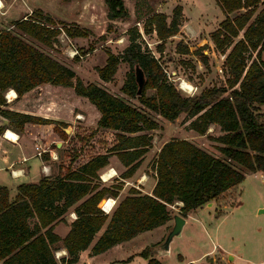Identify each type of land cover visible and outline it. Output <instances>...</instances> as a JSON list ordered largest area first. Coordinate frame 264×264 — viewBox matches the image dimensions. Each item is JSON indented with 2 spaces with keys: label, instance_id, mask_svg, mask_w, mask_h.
I'll return each mask as SVG.
<instances>
[{
  "label": "trees",
  "instance_id": "obj_1",
  "mask_svg": "<svg viewBox=\"0 0 264 264\" xmlns=\"http://www.w3.org/2000/svg\"><path fill=\"white\" fill-rule=\"evenodd\" d=\"M104 2L109 19L126 14L122 0ZM214 2L223 15L209 32L213 49L223 55L224 80L220 84L204 87L197 94H182L158 57L142 46L136 26L127 29L128 42L120 52L106 50L104 63L95 67L98 78L112 80L118 63L126 62L128 70L119 89L128 98L137 99L139 105L99 83L83 81L74 69L8 26L48 46L59 30L70 37L85 36L87 30L64 23L58 27L40 9L0 28V115L7 121L6 127L18 131L28 122L54 123L66 140L56 174L17 184L12 197L7 187L0 185V264L74 263L79 251L87 248L100 230L90 246L92 254L164 224L171 218L169 206L174 201L181 203L179 210L185 215L213 200L243 179V172L234 163L252 172H264V111L260 109L264 105V0ZM172 11L168 21L164 13L153 12L142 24L144 33H155L159 53L165 39L178 31L181 6L175 5ZM176 51L188 53L189 48L177 43ZM193 53H198L200 62L207 66L202 46ZM136 65L144 75L138 95L133 73ZM42 83L70 87L75 95L85 98L98 114L92 120L95 125H75L67 136L62 129L64 122L8 108L5 93L9 88L18 97ZM147 90L151 92L147 94ZM149 111L168 121L184 113L190 119L189 128L198 134H203L209 124H217L222 133L213 139L219 142L220 155L187 138L167 139L150 164L154 176L150 192L129 187L111 211L104 212L98 204L106 210L103 203L113 200L103 197L117 196L122 182L107 185L99 175L107 170L111 156L124 167L118 174L120 179L133 175L151 143L146 131L159 127ZM2 135L11 141L17 139L9 128ZM70 209L74 216H69L68 230L59 236L53 226L65 221ZM58 240L65 256H56L53 243ZM138 254L147 259L146 264H162L149 254L147 246Z\"/></svg>",
  "mask_w": 264,
  "mask_h": 264
},
{
  "label": "rangeland",
  "instance_id": "obj_2",
  "mask_svg": "<svg viewBox=\"0 0 264 264\" xmlns=\"http://www.w3.org/2000/svg\"><path fill=\"white\" fill-rule=\"evenodd\" d=\"M122 1L126 14L123 17L109 19L104 0H0V28L8 26L12 20L27 15L32 10L40 9L42 13L53 18L58 27L64 23L87 30V35L76 37H70L63 30H59L52 44L48 46L8 26L39 50L74 69L83 81L99 83L109 92L135 105H139L137 99L128 98L119 89L128 70L126 62L118 63L112 80L108 82L100 80L95 71L96 66L104 63L106 50L118 53L127 44V29L132 26L138 28L142 46L145 44L158 57L166 74L182 94H197L204 87L223 82L224 74L221 69L223 55L213 49L209 39V32L223 17L213 0ZM177 4L181 6L178 31L165 39L164 49L159 53L155 49L159 40L154 32L150 34L143 32V21L153 12L164 13L168 21L172 16L173 7ZM177 43L188 46L189 52L176 51ZM199 46H202V52L208 57L207 66L200 62L198 53H193ZM73 51L76 53L72 55ZM262 58L264 59V53ZM146 92L149 94L151 90ZM72 104L70 117L66 119L67 121H61L64 122L65 126H62V129L67 136L73 133L75 125H95L91 122L94 118L93 109L86 101ZM73 109L78 110L80 117L74 116L76 112ZM260 109L264 111V105L260 106ZM148 113L157 120L159 127L146 131L151 137V143L133 175L125 179L119 178L118 174L124 167L115 156L110 157V163L116 165V170L107 167L106 171H101V177L99 175L100 180L107 185L121 181L122 186L118 194H126L129 187L137 188L141 192H150L154 179L150 164L159 146L167 139L187 138L207 152L220 155L217 149L219 142L213 139L222 133L217 124H209L203 134H198L189 128L190 119L184 113H180L171 121L154 112ZM55 131L64 140L62 134L57 129ZM63 147L58 149L59 162L63 156ZM233 165L243 172V179L209 201V204L205 203L201 207L191 209L185 215L179 210L181 203L174 201L170 204L171 214L184 215L186 222L179 234L174 235L170 241L168 253L157 254L164 264H178L203 252L204 254L198 258L199 264H264V187L256 171H249L235 163ZM0 173L8 186L12 187L13 181L8 171ZM15 188L11 190V194L15 192ZM113 201L103 203L106 210L117 202ZM171 224L170 218L161 231L163 235L160 241ZM157 235V229L145 231L132 242V245L142 244L143 248ZM152 245H147L149 253ZM142 259L143 257L137 254L133 264H142Z\"/></svg>",
  "mask_w": 264,
  "mask_h": 264
},
{
  "label": "crops",
  "instance_id": "obj_3",
  "mask_svg": "<svg viewBox=\"0 0 264 264\" xmlns=\"http://www.w3.org/2000/svg\"><path fill=\"white\" fill-rule=\"evenodd\" d=\"M80 101H86V99L75 95L70 87L53 85L50 83H42L24 92L18 97L15 93L14 97L7 99V106L8 108L16 111L31 113L34 115L59 121H67L66 119L70 117V110H72V103ZM89 105L91 106V104ZM91 109L94 108L92 107ZM73 111L77 112L78 110L75 111V109H73ZM94 111V118L96 119L98 114L96 110ZM6 123L7 121L0 115V126H2V129L0 131V171H8L9 177L13 182L11 183L12 187L8 186L7 182L4 180V177L0 173V185L6 186L9 192V196L12 197L15 192L11 194V190H14L17 184L22 182H37L42 176H52L56 174L57 164L59 163V158L57 155L58 149L64 146V140H62L55 131L54 123L43 124L28 122L23 125L21 130H15L18 137L16 140L11 141L3 137V135L1 134L4 128H7ZM34 144L39 145L43 149L39 156L34 155ZM22 157H26V159L22 160ZM108 168H113L114 170H116V165H111V163L109 162ZM256 172L260 177L264 174V172ZM121 195L125 194H118L117 196H104L103 198L110 197L112 200L116 201ZM207 204H209V202ZM103 211L105 212V210ZM70 212H72L71 209L69 210L68 215H66L65 221L60 220L53 226V230L59 236H63L68 230L69 216L73 218V215H71ZM168 222L169 220H167L164 224L149 229L158 230V235L154 238V240L149 241V244H153L150 247L152 256L156 257L159 260L160 258L157 256V254L159 253L153 250V246L160 241L163 235L161 231L163 227L168 224ZM145 231L137 233L130 239L116 243L100 253L92 254L90 252V246L96 240L98 234L101 232L100 230L96 233L90 245L87 248L79 251L77 261L71 264H133L134 258L142 249V244L137 246L132 245V242ZM53 246L56 251V256L59 257L66 255V250L63 247L61 240L53 243ZM203 254L204 252L199 256L189 257L188 259L180 261V263L178 264H185L189 261H193L199 264L198 258ZM160 261L162 264H164L162 260ZM146 262L147 259L143 257L142 264H146Z\"/></svg>",
  "mask_w": 264,
  "mask_h": 264
},
{
  "label": "water",
  "instance_id": "obj_4",
  "mask_svg": "<svg viewBox=\"0 0 264 264\" xmlns=\"http://www.w3.org/2000/svg\"><path fill=\"white\" fill-rule=\"evenodd\" d=\"M133 73H134V79L137 85L136 94L138 95L140 94L141 89L144 84V75H143L142 70L137 65L134 67ZM64 130L68 131L67 128H64ZM100 208L103 209L102 207ZM171 219H172V224L170 228L167 229L168 231L166 235L163 237V239L159 243L153 246V250L159 254L164 253V252L168 253L170 241L172 240L174 235L179 234L183 224L185 223V217L178 213L171 214Z\"/></svg>",
  "mask_w": 264,
  "mask_h": 264
},
{
  "label": "built area",
  "instance_id": "obj_5",
  "mask_svg": "<svg viewBox=\"0 0 264 264\" xmlns=\"http://www.w3.org/2000/svg\"><path fill=\"white\" fill-rule=\"evenodd\" d=\"M74 53H76V51H73L72 52V55L74 54ZM5 97H6V99H9V97L8 96H6V93H5ZM74 116L76 117V118H78V117H80V114L78 113V112H76L75 114H74ZM5 130V129H4ZM4 132V131H3ZM33 150H34V155H37V156H39L40 154H41V152L43 151V149L39 146V145H37V144H34L33 145ZM26 159V157H22V160H25ZM43 167V166H42ZM261 178V183H262V185H263V187H264V174L260 177ZM114 203V202H113ZM112 206H113V204L111 205V207H110V209L112 208ZM101 207V206H100ZM109 209V210H110ZM109 210H105V212H109ZM70 214L71 215H73L74 216V213L73 212H70Z\"/></svg>",
  "mask_w": 264,
  "mask_h": 264
},
{
  "label": "bare ground",
  "instance_id": "obj_6",
  "mask_svg": "<svg viewBox=\"0 0 264 264\" xmlns=\"http://www.w3.org/2000/svg\"><path fill=\"white\" fill-rule=\"evenodd\" d=\"M6 96H8L9 98L10 97H14L15 96V92L12 88H9L7 91H6ZM13 131V130H12ZM16 136L18 137L17 133L15 131H13ZM55 156V155H54ZM109 174V173H108ZM110 175V174H109ZM180 203V202H179ZM111 204V203H110ZM100 206V205H99ZM102 207V206H101ZM103 208V207H102Z\"/></svg>",
  "mask_w": 264,
  "mask_h": 264
}]
</instances>
